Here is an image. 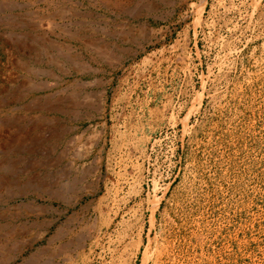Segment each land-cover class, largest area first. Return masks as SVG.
<instances>
[{
	"label": "rangeland",
	"instance_id": "1",
	"mask_svg": "<svg viewBox=\"0 0 264 264\" xmlns=\"http://www.w3.org/2000/svg\"><path fill=\"white\" fill-rule=\"evenodd\" d=\"M0 264H264V0H0Z\"/></svg>",
	"mask_w": 264,
	"mask_h": 264
},
{
	"label": "bare ground",
	"instance_id": "2",
	"mask_svg": "<svg viewBox=\"0 0 264 264\" xmlns=\"http://www.w3.org/2000/svg\"><path fill=\"white\" fill-rule=\"evenodd\" d=\"M105 2V1H104ZM74 38H75V36H73ZM146 38V37H145ZM58 45V44H57ZM55 45V47L54 48H56V47H59V49H64V50H67V51H70L71 50V47L69 46V45H63V44H61V45ZM95 46H99V44H97V45H95ZM141 46H142V44H141ZM103 48H105L106 50H109V46H104L103 45ZM112 49V48H111ZM78 53V52H77ZM129 53V52H128ZM127 52H126V56L127 55H130V54H128ZM78 54H80V53H78ZM124 59V57H121V59ZM118 59V58H117ZM120 59V60H121ZM111 60H112V58H111ZM68 61H70L71 63H76L75 65H76V68H80L81 67V69H91L92 67H90L89 65H88V63L85 61V58H84V56H81V55H79V56H75V57H71V58H68ZM122 61V60H121ZM112 62L113 61H111V64H112ZM28 63V62H27ZM120 63V62H119ZM30 66V65H29ZM83 67H85V68H83ZM34 68V67H33ZM36 70V69H35ZM85 71H87V70H85ZM41 74H46V73H41ZM50 75V74H49ZM105 83V82H104ZM102 85H103V83H102ZM79 95L81 94V93H78ZM105 91L103 90V91H100L99 92V94H98V96H97V102H96V104L94 105V111H96V113L97 114H100V112H101V110H102V106H103V104L105 103V100H104V97H105ZM92 117H93V115H92ZM95 170V169H94ZM94 173V172H93ZM96 179H98V176L96 177ZM96 183V182H95ZM91 193V192H95V188L92 186V185H89L88 187H87V190H85V194H88V193ZM83 194H81V193H78V192H76L75 193V195L71 198V200H69V204H72V203H74L80 196H82ZM87 237H89V236H86V234L81 238V239H78V241H77V243H74L73 244V246H74V250H77L78 248H81V247H83V245H84V243H85V241L87 240ZM70 252V251H69ZM71 252H72V250H71Z\"/></svg>",
	"mask_w": 264,
	"mask_h": 264
}]
</instances>
